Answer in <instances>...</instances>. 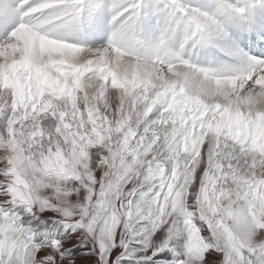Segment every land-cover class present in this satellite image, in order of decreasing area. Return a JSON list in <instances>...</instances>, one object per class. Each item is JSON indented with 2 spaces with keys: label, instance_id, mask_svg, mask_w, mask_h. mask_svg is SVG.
<instances>
[{
  "label": "snow or ice",
  "instance_id": "6c2138e0",
  "mask_svg": "<svg viewBox=\"0 0 264 264\" xmlns=\"http://www.w3.org/2000/svg\"><path fill=\"white\" fill-rule=\"evenodd\" d=\"M214 6L154 3L185 22L181 49L230 39L219 17L246 9ZM85 7L0 0V264H205L209 251L207 264H264V59L200 67L167 51L176 27L142 55L144 0H97L107 42H68ZM181 215L183 258L169 260Z\"/></svg>",
  "mask_w": 264,
  "mask_h": 264
},
{
  "label": "rangeland",
  "instance_id": "374dc122",
  "mask_svg": "<svg viewBox=\"0 0 264 264\" xmlns=\"http://www.w3.org/2000/svg\"><path fill=\"white\" fill-rule=\"evenodd\" d=\"M237 1H239V4H237ZM242 1L243 0H236V2L235 0H225V3L230 6L242 7L241 6ZM107 2L108 0H104L105 4H107ZM180 2L187 4L190 7L198 8L201 12H206V13L208 12V14H213L216 11L215 6H214L215 0H180ZM95 3H97V0H91L92 5H94ZM154 3H155V0H144L145 7L142 9L141 20H140V23L137 29L136 38L138 39V41H140V46L138 47V51L142 55H150L154 45L159 43L161 36L165 33V31L166 30L170 31L171 28L176 27V18L171 15L157 14L155 12ZM150 4H152L153 9L149 11ZM244 15H246V12ZM241 18H242L241 16H235V15L232 16L231 9H229L228 14H226L225 16L221 15L219 17L220 20L223 19L224 21H227L229 24H232L235 26L238 24V28H240L241 26L240 23L241 24L243 23V20ZM243 19H244V16H243ZM238 20L240 21V23H238L239 22ZM8 28L10 29L11 25H9ZM186 30L187 29H186L185 22L183 21L180 22V26L176 27L175 32L171 34L170 38L166 40L167 51H169L170 53H180L184 59H188L200 67L210 68L218 72L231 71V69L235 70V68H239L240 66H243V64L236 63V62L232 63L231 64L232 66L226 62H223V63L218 62L216 64H219V65L212 66V63L210 62V60L213 57H217L218 54H221L222 56L226 57L225 52L218 45V43H216V40L214 38L206 37L205 40L202 41L201 43H196L195 41H188L187 43L184 44L183 49H181L180 46L182 43H184ZM111 31H112V28H110L107 31V34L104 35L103 37L95 39L93 42H96V43H94L92 47H96V46L106 43L111 34ZM3 34L4 33L2 29H0V39L3 38ZM176 219H177V225H176L177 236L172 241V243L176 247V251L174 252V255H175L174 260L183 258L182 253L185 250L184 245L186 241V233L183 232V228H184L183 216L182 215L177 216ZM62 226L63 225H60L59 227L55 229H61ZM145 227L150 228V223L147 219H141L139 223L137 224V229L142 231V229ZM77 234L78 233H73V235H77ZM49 235L50 237H56L59 234L58 232L56 234L55 232H53ZM141 239H142V235L136 236L132 241H130L129 248L139 249L140 247H142V245L139 243ZM81 255H83V253H81ZM158 255L163 257L165 256V253H159ZM212 256H213V253L209 251L206 256L205 264H207V260L210 259ZM158 262L162 263L164 262V260L162 259L157 260L156 263Z\"/></svg>",
  "mask_w": 264,
  "mask_h": 264
},
{
  "label": "bare ground",
  "instance_id": "6f19581e",
  "mask_svg": "<svg viewBox=\"0 0 264 264\" xmlns=\"http://www.w3.org/2000/svg\"><path fill=\"white\" fill-rule=\"evenodd\" d=\"M84 3L86 7L82 28L74 30L68 34H63L62 38L66 39L68 42L81 43L92 47L91 43L93 38L97 39L103 37L107 34V31L112 28L110 23L111 17L105 8L104 11L95 12L90 18L88 12L89 6L92 5L91 0H84ZM260 3L261 0L242 1L241 6L246 9V15H244V19L241 18L243 20L242 24L238 20V23L241 25L240 28H238V24L235 26L229 24L223 19L220 20L225 25L230 39L216 40L214 38L216 43H218V45L225 52L226 57L221 54H218L217 57H213L210 60L212 66L219 65L216 64L218 62H226L230 65L235 62L244 64L247 57L264 59V8L260 6ZM152 9L153 6L150 4L149 11Z\"/></svg>",
  "mask_w": 264,
  "mask_h": 264
},
{
  "label": "crops",
  "instance_id": "0c3cea01",
  "mask_svg": "<svg viewBox=\"0 0 264 264\" xmlns=\"http://www.w3.org/2000/svg\"><path fill=\"white\" fill-rule=\"evenodd\" d=\"M69 232H71V229H69ZM77 235H78V234H77ZM182 257H183V256H182ZM125 259H127V258H125ZM125 259H122L121 262H120V264H123L122 261L125 260ZM128 260H130V259H128Z\"/></svg>",
  "mask_w": 264,
  "mask_h": 264
}]
</instances>
